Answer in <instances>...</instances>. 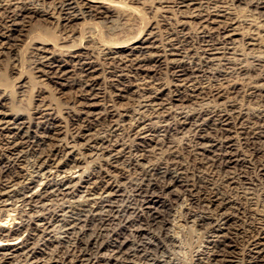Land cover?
<instances>
[{
    "label": "bare ground",
    "instance_id": "1",
    "mask_svg": "<svg viewBox=\"0 0 264 264\" xmlns=\"http://www.w3.org/2000/svg\"><path fill=\"white\" fill-rule=\"evenodd\" d=\"M39 2L42 8L30 0H0V57L5 50L7 54L16 50L34 20L54 18L57 27L66 31H62L59 42L55 40L53 50L47 47V41H38L31 51L33 71L28 81L37 87L40 102L32 107L33 112L9 114L3 110V100L12 97L13 91L20 94L27 81L17 86L20 91L0 90V124L6 125L0 131H13L9 125L18 124L13 127L17 130L15 137L22 139L14 147L7 142L0 148L16 152L13 160L31 158V172L0 158V223L4 222L0 226V264H177L166 254L168 247L180 245V229L186 224L207 227L209 231L207 261L199 257L193 264H264V211L259 210L252 196H243L257 190L264 205V109L253 115L237 100L243 96L249 102L264 103V74L257 73L264 67V50H260L264 0ZM134 3L142 4L152 17L157 16L151 28L167 33L164 40L155 39L157 32L153 29L146 33L149 36L144 41L155 52L146 57L116 54L118 48L139 38L142 31L125 39L120 34L103 39L99 32L88 38L81 35L78 43L77 39L72 41L79 32V15L71 9L85 7L95 18H109L120 9L135 16L138 8ZM242 4L260 15L262 23L240 19L236 9ZM196 9L200 11L193 13ZM168 12L176 18L171 25ZM191 23L194 31H189ZM89 28L97 29L94 25ZM193 38L199 44L195 50L200 60L190 65L184 61L183 52L192 56ZM85 39L88 43L84 46ZM156 40L160 44L156 45ZM69 41L72 43L66 45ZM91 42H98L99 49L95 50ZM254 51L262 52L255 55ZM247 57L253 66L246 64ZM164 72L169 77L166 81L162 78ZM105 73L113 76L109 82L111 97L127 98L142 107L140 117L128 125L130 143L114 132L121 117L131 112V105L119 106L113 99V105L99 111L96 100L103 94ZM247 74H255L254 81L240 82ZM45 87H54L59 94L70 90L72 100L64 106L67 116L39 108L47 106ZM191 104L200 107L191 114L179 112L175 128L168 125L173 108ZM73 106L80 108L78 112H73ZM154 116L167 123L168 137L190 132L182 149L190 153L195 170H188L181 161L182 152L172 144L163 150V159L146 162L145 151L151 145L148 137L156 132L151 124ZM34 119L39 120L37 126L26 125L35 123ZM102 119L108 122L103 128L99 127ZM65 120V136L71 130L72 140L61 137ZM26 127L30 128L29 134ZM96 150L107 171L101 168L90 175L93 180L87 181L85 195L79 197L83 199L76 198L67 205L83 183L85 159ZM119 164L127 166L126 173L142 171L140 182L131 186L133 195L125 197L123 205L117 203L125 175V167ZM78 168L81 173L75 178ZM219 173L226 187L217 185ZM63 202L66 205L61 213L52 209ZM198 206L204 208L201 215L198 210L184 209Z\"/></svg>",
    "mask_w": 264,
    "mask_h": 264
},
{
    "label": "rangeland",
    "instance_id": "2",
    "mask_svg": "<svg viewBox=\"0 0 264 264\" xmlns=\"http://www.w3.org/2000/svg\"><path fill=\"white\" fill-rule=\"evenodd\" d=\"M39 1L40 0H30V2L33 5H35V6L40 8L42 5H40L41 3ZM71 1H73V0H71ZM205 1L206 0H203V2H205ZM214 1L216 2V0H214ZM133 6L138 8V15H136V14H135V16L134 15H130V14L128 15V13L126 11H123L122 9H120V10L117 11V13H115L114 15H112L109 18H106V17H100V18L99 17L98 18L97 17L96 18L92 17L91 10H88L85 7H82L81 9L80 8H75V10L71 9V11L73 13H77L79 15V20L77 21L78 22L77 27L79 29V32H77L75 34V36H74L75 38H72V41L74 39L75 40L77 39L76 41L78 43L79 40L81 39V35H84V36L87 35L86 37L88 38L91 35L97 36V34L99 32H100L99 33L100 36H102L103 39L111 40L112 38L114 39L115 37H117L119 34L120 35H124L122 39H125L128 36L137 35L138 32L142 31V35H140L139 38L137 37L134 40L132 39V41L126 43V45L118 48L117 50L119 52L116 53V54L117 55L124 54V55H128V56H133V57L136 56V55H138L140 57H143V56L146 57V56L150 55L151 52L153 53V52H155V50L152 47H148V46H150V43L146 42L144 40L149 36V34H146V33H149L153 29V28L150 27V25L151 24H153V26L155 25L154 22L157 20V16H156V18H155V16L152 17L153 14L149 13L148 11H146L145 8L142 6V4L134 3ZM212 10L213 9H211V12H212ZM250 10L251 9L249 7H246L245 4H242V5H240V7L238 9H236V14H237V16L240 19L244 18V20H247V21L252 22V23L255 22L256 24L262 23V22H260V18L258 17L260 15L255 14L254 11H252V10L250 11ZM199 11L200 10L196 9L193 13H198ZM202 11L206 12L205 10H202ZM215 12L216 11L213 10V13H215ZM81 13H83V14H81ZM188 14H190V13H188ZM57 15L58 14H55V17H57ZM166 15H168L170 17L168 19V22L170 23L169 25H171L173 22H175L176 18H175L174 15H172V13L168 12V13H166ZM151 17H152V19H150ZM261 18H263V17H261ZM185 19L186 20L189 19V21H192V20H190V18H185ZM153 20H155V21H153ZM55 21L56 20L54 18H51V17H49L48 19L41 20V21L34 20L32 22L31 28H29V31L26 32V36L23 38V41L18 43L19 45L16 47V50L11 52V54L9 53L10 55L7 54V50H5L6 54H3L0 57V88H1L0 90L2 92H3L4 89L7 90L8 93H10L11 90L13 91V89H15L16 91H20L19 88H17V86H19L21 83H24V82L27 81V83H26L27 87H25L20 94L16 93L15 91H13V94L11 95L12 97H9V98H6V99L3 100V103L6 104V107H4L3 110L6 111L7 113L15 114L16 111L33 112L34 109L32 107L35 106L36 104L40 103L39 101H37L38 100L37 99L38 96H36L37 87H33L31 80L28 81V79H30L29 77H31L30 74L33 71L32 70L33 61H31L32 60L31 59V51H32L33 47L38 44L37 43L38 41H47V43H48L47 47L51 48V50H53L52 49L53 45H55L56 41H58V39L61 38L60 36L62 34V31H63L62 28L57 27ZM90 25L96 26L97 29L94 30V28H92V30H91V28H89ZM193 25L194 24H192V23L190 24L189 31H194V26ZM171 28H173V27H171ZM153 30H154L153 32H157L156 33L157 37H155V39L156 38H158V39L162 38L164 40L167 37L166 36L167 33L164 32L163 30L159 31V29H157V28L153 29ZM63 32H66V31H63ZM85 40L86 41H84L85 43L83 44L84 46L88 43L87 39H85ZM140 40H142V41H140ZM193 41H194V38H193ZM195 41L192 42L194 44L192 56H191V53L190 54H186V52H183V53H185V54H183V55H185V57L183 58L184 61L187 64H190V65H193L195 62H198L200 60V58L198 57V55H200V53H197L196 52L197 50H195V49L198 48L199 44L196 43ZM143 42H145V43H143ZM262 42H263L262 43L263 46L261 47L260 50H264V39L262 40ZM71 43L72 42L69 41V42H67L65 44L66 45H68V44L70 45ZM158 43L159 42L156 40V45ZM90 44L95 50L99 49L100 45L98 44V42H91ZM1 49L2 48L0 47V50ZM260 50H258V51H260ZM261 52L258 53L257 51H254L255 55L256 54L260 55ZM254 53H252V54H254ZM198 58H199V60H197ZM250 59L251 58L248 59V57H247V59H245L246 60L245 62H246L247 65L249 64L248 66H253L252 59L251 60ZM216 62H218V61H216ZM250 64H252V65H250ZM31 66H32V68H31ZM217 67H219V66H216V67L214 66L213 68H217ZM68 68L72 69L71 66H68ZM263 68L264 67L259 68L257 70V73L263 75L264 74ZM210 70L213 71L214 69L211 68ZM261 71L263 72V74H262ZM22 72H23V74H22ZM36 75H40V74H36ZM103 76H104L103 78H105V77L107 78V79H105V82H106L107 85L103 83L104 84L103 85L104 88L102 89V93L103 94H102V96L99 99L96 100L97 103H98V106H99L98 107L99 111H102L104 109V107H106V106L108 107V106L113 105V102H114L113 99H116V98H114L116 96L111 97L112 94H111L110 90L112 89V86L111 87L109 86V82L112 81L111 79H113V76H110L108 73H105ZM245 76H244V79L240 80V82H242L244 84L248 83V82H252L256 78L255 74L253 76L250 75V74H247ZM162 78H163L164 81L169 79V77H168L166 72H164L162 74ZM245 81H247V82H245ZM14 84H16V86L13 88L12 86ZM52 88H54V87H52ZM52 88L45 87L44 90L47 89L48 91L45 92L44 96H47V98L49 100L45 99V102H46L47 106H40L39 108H41V110H45V111H50L51 110L50 112H52V113L55 112L56 115H60L61 117H65V116H67V114L65 113L66 108H64V106L65 107L68 106V102L70 100H72L71 99V97H72L71 95L72 94L70 93L69 89H67L66 93H64V94L60 93L59 94V93H56V91L54 92ZM53 96H54V98H52ZM104 96L106 97L105 99H103ZM237 100H238V102H239L238 104L241 106V108L245 109L250 114L256 115V114L260 113L261 110L264 109V105H263L264 103H262V102L261 103L260 102L256 103V102H253V101L249 102L248 99L246 97H243V96H241V97L239 96ZM49 101H51V102H49ZM117 101L120 103V104L118 103L119 106H123V105L130 106L131 105L130 106L131 107V112L129 113L130 116L129 115L128 116L123 115V117H121V119L118 122L119 123L118 124V130L115 131L114 133H115V136H118L119 138H121L123 140V142L125 140V142L130 143L132 141V138L128 134V127L130 126V124L136 122V118L140 117V115H141L143 110H142L141 106L138 107V105H135L137 103H134L133 100H131L132 101L131 102L130 99H127V98H117L116 102ZM49 103H51V104H49ZM121 103H122V105H121ZM165 103H167V101H165ZM205 104H207V103L205 102ZM209 104L212 105V103H209ZM167 105L169 106V104H167ZM50 106L52 108H54V109H47ZM69 106H71V105H69ZM196 107L199 108L200 105H198V104H195V105L193 104L192 105L191 104V105H188L186 107H183L182 109L173 108V110H175V111H174L173 115L171 116V119H170V122L168 123V125H170L172 127L173 126L176 127L175 124H176V121L178 120L177 114L179 112H182L184 115L191 114L192 111L194 109H196ZM78 108H79L78 106L74 107L72 109L73 112H75V111L78 112ZM143 109H145V108H143ZM160 118L154 116V118L152 119L154 122L151 121V124L155 128L156 132L155 133H151L149 135V137H148V138H150L149 142H150L151 145H149L147 147V150L145 151L146 155H147L146 162L148 160H150V161H148V163H153V162H155L157 160L163 159L164 158V154H163L164 151L163 150L167 149L168 144L169 145L172 144V145H176V147L179 148V151L182 152L181 161L186 165V167H189L188 170H191V169H192L191 171L195 170V168H193V165H192V160L190 159V155H189L190 153L185 151L184 149H182L183 146L186 144V142H188L186 139L188 138V136H190V132L187 131L185 133H177V134L175 133V134H173V136H171V137L169 136L170 138H173V139H170L168 137V134H167L166 130H165V126L167 125V123L164 122L162 120V118L161 119ZM173 118L174 119L177 118V119L174 120ZM24 119H26L25 121H27L28 118H24ZM38 121H39L38 119H34L33 122H35V123L29 124V122H28V123H26V125L31 126V128H32V126H34V127L37 126V124H38L37 122ZM101 121L102 122L100 123L99 127L103 128L104 126H106L108 124V122L106 120H104V119H102ZM149 123H150V121H149ZM62 124H63V129H62L63 134L61 135V137L67 138L69 140H72V138L70 137V133L72 132L71 130H69V131H71L70 133L68 131L67 137L65 136V134H66L65 131H67V130H66V127H64V126L67 124V120L63 121ZM16 125H18V124L9 125V127L13 131H7L5 129H2L0 131V143H1L0 147L2 145L4 147H6V145H8V144H6L7 142H9V144H11L12 146L13 145L15 146L16 144L20 143V140H22L21 137L20 136H16L15 137V133H16L17 130L15 128H13V127L16 126ZM1 127L5 128L6 125H1L0 124V128ZM27 127L24 129L26 131V133L28 131L30 132V128H27ZM175 127H173V128H175ZM25 131H23V133H25ZM29 132L27 134H29ZM108 132H109V130H108ZM188 133H189V135H188ZM105 134H107V133H105ZM118 137H116V138H118ZM31 139H34V138H31ZM1 148H0V158H2L3 161H7L8 159H10L12 164L14 162V164H13L14 166L20 165L19 168L22 166L23 168H25L26 171L27 170L29 171V168H30V164L29 163H30V160H31V158L29 156L26 157V158L23 157L24 159L21 158L20 160H13L16 157L17 153L15 152L13 154L10 151H6V150L1 149ZM97 152H98V150L94 151L92 153L93 156L91 158H88V160L85 159V161H86L85 162L86 171L83 174V176H84L83 180H82L83 183L80 184L81 187H80L79 191H77L75 193L74 197H71L72 200H69L70 203H69V201L68 202L66 201L67 205L71 204V201H75L76 198L79 199V200L83 199L82 196H81L82 198H79V197H80V195H85V191L84 190L86 189V187H84V186L85 185L87 186V181L92 179V176H90V175H92L96 171H100L101 168H102V170L106 169V171H107L108 166H104L103 165L104 161H102V159L100 160V157H98L99 159L97 158V155L100 154L99 152L98 153ZM187 153H188L189 156L187 155ZM185 155H187V156H185ZM6 157H8V158H6ZM95 160H97V162H95ZM188 161L191 162V163L189 164ZM185 162H187L188 164L185 163ZM0 163H1V161H0ZM2 165H3V163L0 164V168L2 167ZM122 166L125 167V168H123ZM122 166L120 165V167L123 168V170H124L123 172L125 173V175L121 179V182H120L122 190L119 191L118 192L119 194L117 195L118 199H120V200L117 201V203L119 205H121V204L123 205L124 204V200L123 199L125 197H129V195L130 196L133 195L132 194L133 193V189L132 188L134 187L135 184L139 183L141 178H142V171L141 170L140 171L139 170L138 171L131 170V171H127L128 173H126L125 171L127 170V166H125L124 164ZM110 169L114 170V168H110ZM79 170H80V168H78L77 169L78 172L76 174H74L75 178L80 175L81 171H79ZM29 172H31V170ZM115 172H116V174H114ZM115 172L113 174H114V176L115 175L117 176L118 173H117V171H115ZM138 172H140L141 174L138 173ZM222 176H223V174L219 173V175L217 177V179H218L217 185L219 187H221V188L226 187V184L224 183V179H223L224 176L223 177ZM123 180H124V182H126V184L123 182ZM131 186H133V187H131ZM240 192H242V191L240 190ZM121 194L124 197H121ZM235 195L236 194H233L232 196L235 197ZM240 195H243V193H241ZM243 196H245V197H249V196L251 197L252 196L253 199H254V200L252 199L253 201H255V202L258 201L257 202V207L259 208V210H261V208H262V211H264L263 200L261 199L262 197H261V195L259 194V192L257 190H255V193H253V195L252 194H249V195L245 194ZM66 202H63V203L57 204V205L55 204V205H53L52 209H54V211H56V212L61 213L62 211H60V209H61V207H65ZM63 204H65V205H63ZM197 208L192 209L190 207H186L184 209L185 210H194V211L198 210L197 212L199 214H200V212H201V214L204 213V208L202 206H198ZM184 214H185V212H184ZM3 223L4 222H1L0 226ZM184 226L185 227L180 229V236H181L180 245L181 246L179 245L178 247L173 248V249L171 247H168L170 250L168 249V251H167L168 254H166V258L167 259L169 258L170 260L172 259L171 262L172 263H177V264H180L181 262H182L181 264H193V263H195V261L199 257L203 258V260L206 262L207 261V256H208V250L206 249L207 241H208V235H209L208 234L209 233L208 228L207 227H200V226H195V227L191 226L190 227V224H186ZM156 234H158V231H157ZM9 260H11V259H9ZM9 262L10 261H7L8 264H9Z\"/></svg>",
    "mask_w": 264,
    "mask_h": 264
}]
</instances>
